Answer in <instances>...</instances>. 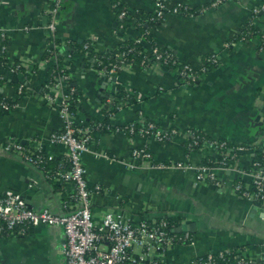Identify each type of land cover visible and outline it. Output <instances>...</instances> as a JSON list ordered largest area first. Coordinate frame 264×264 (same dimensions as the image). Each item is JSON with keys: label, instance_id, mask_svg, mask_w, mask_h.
<instances>
[{"label": "crops", "instance_id": "0c3cea01", "mask_svg": "<svg viewBox=\"0 0 264 264\" xmlns=\"http://www.w3.org/2000/svg\"><path fill=\"white\" fill-rule=\"evenodd\" d=\"M120 1L138 15L140 10L154 12L156 8V0ZM212 1L170 0V5L180 3L198 13L167 12L164 22L152 30L160 48L173 51L181 64L200 69L205 56L217 54L219 64L194 84L183 85L178 73L169 67L132 63L120 73L136 100L127 103L126 99L116 98L119 85L89 66L92 60L84 54L75 51L71 61V79L83 110L96 120L121 126L147 119L163 130H177L176 135L164 141L95 131L90 150L83 155L89 185L103 188L92 195L95 220H101L109 211L122 210L136 221L179 217L178 226H186L177 232L191 239L168 249L162 264H188L196 256L233 247L253 260H264V208L241 199L233 188L238 177L250 184L251 178L241 176L239 171L251 168V152L238 156L235 170L220 173L222 184L218 187L198 181L192 169L130 166L135 148H145L155 160L163 162L198 165L217 159V149L205 145L188 147L191 130L234 145L256 143L264 134V10L254 18L260 37L235 41L264 0H227L200 11ZM47 6V0H0V31L9 38L8 63H21L27 70L26 74H16L4 66L0 68L5 77L0 96L17 102L10 111L0 107V192H18L31 207H49L62 214L64 197L54 185L60 181L56 177L51 180L43 170L4 148L9 138L23 143L42 139L52 159L66 158L64 145L47 141L63 126L57 107L35 95L17 92V83L25 82L38 94L49 77L50 66H40L47 48ZM60 16L59 39L94 40L93 48L100 55L114 53L121 41L136 40L140 34L136 29L139 17H127L128 26L119 30L118 11L111 0H64ZM112 99L121 107L109 118L105 108ZM64 241V230L57 225L41 224L26 235H6L0 239V264H66L61 252Z\"/></svg>", "mask_w": 264, "mask_h": 264}, {"label": "built area", "instance_id": "2783aa9c", "mask_svg": "<svg viewBox=\"0 0 264 264\" xmlns=\"http://www.w3.org/2000/svg\"><path fill=\"white\" fill-rule=\"evenodd\" d=\"M48 6L45 12L47 23L44 26L48 33L46 51L54 54L51 57L43 58L40 66L46 65L54 67L51 79H47L41 92L35 93L27 83L21 82L17 87V92L22 96H36L50 106L57 107L62 118L63 126L60 130L52 132L48 136L49 144H62L66 147V159L70 163L69 171H59L56 178L64 183V192L67 198L63 200L65 212L58 214L51 208L46 207L36 209L31 207L26 199L18 192L6 190L0 192V239L6 235H26L29 230L41 224L61 226L65 233V241L61 252L66 259V264H162V257L168 249L178 242L190 240L189 235H180L177 230L169 223L166 217L135 219L128 217L124 211H109L101 220H95L92 214V195L101 191L103 188L96 185L93 188L87 179V169L83 163V155L90 150L95 131H113L124 133L128 136L138 135L148 138L155 137L160 141L167 140L171 134H177V130H163L155 122L144 123L143 120L130 121L121 126H112L105 120L87 121L79 118L69 108L71 93L76 89L71 87L69 79L71 74L72 56L75 50L65 52L64 47L69 41H62L57 36L60 25V15L64 0H47ZM170 0H156L154 13L158 17H164L166 13L172 14H192L191 9L183 4H172ZM227 0H213L209 5L200 8L205 10L208 6H217ZM121 2L113 3L112 6L118 11L120 19L119 30L125 29L121 21L126 17H139L137 11H132L127 7H121ZM264 10V4L254 10L255 13ZM140 18V17H139ZM138 18V20H139ZM137 20V21H138ZM136 21V24L138 23ZM144 33H140L136 39L138 42H145ZM8 38L5 31H0V39ZM148 47L143 51L145 61L148 63L159 64L172 67L180 76L183 85L196 83L201 75L206 73L211 67L219 64L217 54L205 56L203 66L200 69L193 68L189 64H181L176 54L171 50H163L160 46L146 42ZM94 40L85 44V48L93 47ZM5 46L3 47L5 51ZM87 59L96 62V55L90 51L82 52ZM116 62H111L105 68L97 69L100 73L107 74L116 85H123L128 95H132L126 89L121 80L120 73L131 63L127 62L124 52L116 51ZM61 57L64 58L63 65H60ZM176 57V58H175ZM10 72L17 73L21 68H25L21 63H6L3 65ZM1 66V67H3ZM66 71V72H65ZM27 72V70H26ZM26 74V73H24ZM0 79L5 81V77L0 72ZM110 80V81H111ZM77 90V89H76ZM5 97L0 96V107L5 111H10L17 106V103L6 102ZM119 102V101H118ZM116 99L109 100L106 104L109 118L113 112L120 108ZM136 124L141 125L138 131ZM195 140V144H197ZM208 146L219 151V157L211 160L210 164L192 165L188 162L180 161H157L153 154L145 148H135L132 152L133 161L131 167H143L149 169H192L196 173L198 181H205L221 186L220 173L225 170H235L234 164L238 156L244 152H251L264 148V134L256 142L250 145H234L228 147L226 141L218 138L205 140L199 146ZM45 142L42 139L32 140L30 143H23L17 138H9L4 148L6 151L15 152L26 162L39 167L41 156L35 150H42ZM254 157V156H253ZM241 176H249L250 184L243 182V177L233 182V188L237 195L251 203L258 204L264 208V158L263 161H252L251 168L239 171ZM221 254L227 253L228 257L232 252L229 248L218 251ZM209 252V260L205 264H212L215 259L214 253ZM240 264H264V260H253L245 255L241 250ZM225 256V254H224ZM197 257V256H196ZM193 264V259L190 263ZM196 264V263H195Z\"/></svg>", "mask_w": 264, "mask_h": 264}, {"label": "trees", "instance_id": "16d2710c", "mask_svg": "<svg viewBox=\"0 0 264 264\" xmlns=\"http://www.w3.org/2000/svg\"><path fill=\"white\" fill-rule=\"evenodd\" d=\"M120 0H111L112 4L116 3ZM121 2V1H120ZM121 7H126L122 2L120 4ZM191 12L194 13H198V11H196L195 9H191ZM260 12V11H259ZM189 14V13H188ZM259 13H254L253 16L249 19V21L242 27L241 31L239 32V34L237 35V37L235 38V41L238 39H252V38H258L260 37V30L259 28H257L255 26L254 23V18L258 15ZM139 20L137 21V31L140 33H144L145 35V42H138L136 40L133 39H125L123 41H121L118 44V51L120 52H124L127 58V62L128 63H137V64H142L145 61V54L143 53V51L146 49L147 47V43L146 42H150L152 44H156L157 41L153 36L152 30L155 29L157 26L161 25L164 22L165 16L164 17H158L154 12H144L142 10H140L139 13ZM121 23L127 27V23H128V18H124ZM60 41V39H59ZM8 42H9V38H4V39H0V68L1 66L5 65L8 62V56H7V46H8ZM89 43V40H85L83 42H79V41H69V44L67 46L64 47V51L65 52H69L72 51L73 49L78 52V53H82V52H86V51H90L93 54L96 55L97 61L95 63L93 62H89V66L92 65V67H94L95 69H102L105 68L104 66H108L111 62H116V56L113 53H104L102 55L98 54L97 52H95L93 47L90 48H85V44ZM5 48V51L3 49V47ZM83 54V53H82ZM54 54H52L49 51H46L45 54L43 55V58H47V57H51ZM177 57V56H176ZM175 57V58H176ZM60 60V65H63L64 62V58L61 57ZM172 61V60H171ZM171 61L169 62V66L172 67L174 65L171 64ZM55 65L53 67L50 66L48 72H49V79H51V73L55 70ZM66 72V71H65ZM24 74L26 73V69L25 68H21L19 72H17L16 74ZM67 74H71L68 71L66 72ZM3 81L0 79V84ZM69 82L71 83V87L76 88V86L73 84V80L69 79ZM17 84H20V82H18ZM77 89V88H76ZM74 90L71 93V97L68 101L69 103V108L70 110L75 113L79 118L85 119V120H89V121H96V119L93 116H90L89 113L85 112L83 110V107L81 105V101L79 98V91ZM116 98L117 99H126L127 103H134L136 102V100L132 97H130L128 95V93L126 92L125 88L123 85H119L118 86V91L116 94ZM6 102L10 103V104H14L17 103L16 99L13 98H5L4 99ZM117 103H120L117 101ZM8 111V110H7ZM109 111L107 108H105V113L107 114ZM151 120H143L144 123H148ZM154 122V121H153ZM156 123V122H155ZM157 124V123H156ZM136 130L138 131L140 126L139 124H136ZM131 136L133 134H130ZM174 135L176 134H171L169 136V139H171ZM190 136L188 137V147L190 149H194L196 147H198V144H202L205 142V140H212L213 137L203 133L200 130H191ZM195 140H197V144H195ZM221 141H226L228 147H232L233 144L230 143L229 141L225 140V139H219ZM35 153L40 154L41 156V161H40V166L38 168H40L41 170H43V172L45 173V175L50 178L51 180L54 179L55 175L63 170V171H69L70 169V163L68 162V160L66 158H64L62 161H58V160H54L51 158V156L48 154V152L46 151V149H42V150H35ZM264 158V148L258 149L255 151L254 157H253V161H263ZM168 162V161H167ZM211 159H207L206 161H204L202 164H210ZM55 190L57 192H59L60 194H62V196L64 197L63 199H66V193L64 192V183L63 182H56L55 184ZM169 221V223L172 225V227H176L180 224V218L179 217H166ZM229 250L232 252L231 256L228 257L227 253H223L221 254L220 252L218 253H214L213 257L215 259V261L212 264H240V259H241V254H240V249H238L237 247H233V248H229ZM225 254V256H224ZM209 260L208 255H201V256H197L193 259V264H205L204 262Z\"/></svg>", "mask_w": 264, "mask_h": 264}, {"label": "water", "instance_id": "95a60500", "mask_svg": "<svg viewBox=\"0 0 264 264\" xmlns=\"http://www.w3.org/2000/svg\"><path fill=\"white\" fill-rule=\"evenodd\" d=\"M106 77V75H104V78ZM107 78V77H106ZM107 79H109V78H107ZM185 228H186V226L185 225H182V226H178L176 229H177V231L178 232H182V231H184L185 230Z\"/></svg>", "mask_w": 264, "mask_h": 264}]
</instances>
